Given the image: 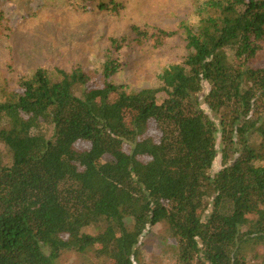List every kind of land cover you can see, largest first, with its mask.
<instances>
[{
	"label": "trees",
	"instance_id": "trees-1",
	"mask_svg": "<svg viewBox=\"0 0 264 264\" xmlns=\"http://www.w3.org/2000/svg\"><path fill=\"white\" fill-rule=\"evenodd\" d=\"M198 17L158 88L116 86L107 56L95 79L38 68L0 92V264H136L159 223L176 264H264V0H208ZM150 29L133 27L156 45L177 33Z\"/></svg>",
	"mask_w": 264,
	"mask_h": 264
},
{
	"label": "rangeland",
	"instance_id": "rangeland-1",
	"mask_svg": "<svg viewBox=\"0 0 264 264\" xmlns=\"http://www.w3.org/2000/svg\"><path fill=\"white\" fill-rule=\"evenodd\" d=\"M206 1L116 0L121 9L113 14L99 9L100 2L87 5L82 0H0L1 96L6 100L13 91H19L21 80L38 68L55 73L56 69L69 72L81 67L95 79L107 56L119 64L112 76L116 86L128 92L158 88V77L164 69L181 62L188 53L182 25L196 26L199 9ZM134 26L177 33L156 45L152 40H139ZM253 66L264 67V48ZM158 96L166 98L163 92ZM7 155L0 142V156L7 160ZM219 163L220 159L212 172L218 170ZM175 245L168 225L159 223L141 238L136 264H176ZM59 264L92 263L76 252H65Z\"/></svg>",
	"mask_w": 264,
	"mask_h": 264
}]
</instances>
